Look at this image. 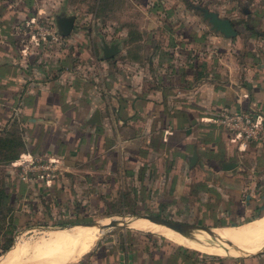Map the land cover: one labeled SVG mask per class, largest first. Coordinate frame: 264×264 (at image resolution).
I'll list each match as a JSON object with an SVG mask.
<instances>
[{
	"label": "crops",
	"instance_id": "0c3cea01",
	"mask_svg": "<svg viewBox=\"0 0 264 264\" xmlns=\"http://www.w3.org/2000/svg\"><path fill=\"white\" fill-rule=\"evenodd\" d=\"M15 4L0 0V132L15 129L20 136L24 148L18 159L41 154L56 162V178L62 176L46 183V195L52 190L60 197L66 190L68 197L80 192L100 201L114 195L111 189L124 194L129 187L171 202L181 197L193 202L189 198L201 181L215 189L264 184V145L241 148L213 123L223 107L264 117V6L256 10L255 36L224 38L202 19V24L182 20L181 29L178 18L153 20L149 35L138 28L113 57L94 58L87 73L40 65L44 43L21 36L28 21ZM94 110L97 124L89 122ZM193 150L196 160L189 167ZM227 162L236 165L221 169ZM249 198L244 194L242 201ZM263 220L264 214L212 229L244 230ZM165 238L200 253L206 251L199 246L214 245ZM112 250L75 264H182L163 245L132 234L123 248ZM74 252L64 251L63 260Z\"/></svg>",
	"mask_w": 264,
	"mask_h": 264
},
{
	"label": "rangeland",
	"instance_id": "374dc122",
	"mask_svg": "<svg viewBox=\"0 0 264 264\" xmlns=\"http://www.w3.org/2000/svg\"><path fill=\"white\" fill-rule=\"evenodd\" d=\"M7 1H15L16 4L22 5L24 8L29 5L26 9L29 14V28L26 25L24 30H21V36L24 39L25 36H31L35 39L33 42L38 43L40 41V43H44L42 52H45V55H41L42 52L38 54L41 56L40 65H52L54 68L56 67L63 70L66 68L70 69V71L82 70L87 73L89 72L88 68L91 69V66L87 65L91 64V62L94 61L93 59H96L99 55V36H102L106 42L118 41L124 48L125 40L129 38V34L135 37L139 33L136 31L138 28L141 30L140 33L145 37L148 32L147 28L152 24L151 22H153V20L160 19L166 21V19L170 20L173 18V20L175 19L176 21L178 18L177 20H184L186 22L189 20V23H191V20L201 23L199 13L191 8L192 5L203 6L209 10L216 11L218 15L229 19L232 24H234L233 27L237 34L245 36L249 34V28L256 26L257 17H259L256 11L259 9L258 6H264V0ZM156 4L160 5L157 7ZM59 13L74 15L71 32L64 38L59 37L55 32L54 16ZM20 17L25 18L22 13ZM180 25L185 26V23L182 21L179 26ZM179 28L181 29L183 26ZM147 34L149 35V32ZM29 48H26L25 51H32V49ZM33 52L37 51L34 50ZM71 53L73 55H71ZM66 54H69L71 57L68 63L66 62L63 64L64 66H60L58 61L59 59H63ZM94 66L96 68L102 67L99 66V64L96 65V62H94ZM3 168V165L0 164V181ZM61 176L62 175L59 173L56 180L58 181ZM14 179L15 182L19 181L17 177H14ZM210 180L211 183L216 181L214 177L210 178ZM45 185L46 184H38L35 186L41 193V196L32 197V194H25L26 197L22 198L15 194L13 198V207L17 211L16 215L19 217V225L21 228L14 234V242L7 250L10 251L21 247L23 249L24 247L25 249L23 250L26 251L25 254L27 256V262L24 263L75 264L87 258L99 257L103 255L104 252L111 251L112 249H119V247L123 248L124 240L126 241L132 234L133 236L136 235L137 237H141L143 240L158 242L165 247L166 251L170 252V255L174 256L177 260L179 259L182 264H264V251L258 252L264 249V246L259 245L260 241L257 239L246 238V245L255 246L254 249H248L247 251L236 250L233 253H226L225 251L222 252L219 250L220 248L218 246L216 247L213 243L214 245L212 247L199 248L207 251L206 253H200L196 250L178 245L159 234L136 230L130 226L132 223L124 224L122 220H120L122 217L147 214L211 227L210 225L217 224L218 218L225 217L223 215L224 210L232 205V199L235 196L233 191L227 192V195L221 184L216 186V189L213 186L216 194H213L212 202L207 204L206 210H196L194 205H191V202L186 205L173 203L168 199L158 197L159 195L155 192L142 193L136 191L135 188H133V190H126L129 187H126L124 194L121 190L115 192L113 196H101L99 202H92L90 198L86 199L84 198L85 196L82 197L81 194H79L80 192H73L71 196L68 197L66 190L59 192V195H62L59 197L60 200H55L51 195V189L48 188L51 190L48 191L49 195L45 194V187H47ZM257 192L258 188L253 187L247 191L244 190L243 193H239L236 197L242 199L244 198V194H249L250 198L259 201L261 198L257 195ZM200 193V191H194L189 199L194 200L196 195ZM74 194L77 196H73ZM230 195H233V197ZM61 200H64V202ZM67 201L68 203H65ZM248 212H246L245 209L240 210L239 213L231 210L229 212V217L226 216L225 218L234 222L233 226H237L243 224L242 221L246 214L256 215L254 210ZM263 214L264 211L262 212V215ZM110 218H116L118 224L107 228H98L99 224L106 223ZM64 221L97 222L90 226L73 225L61 227V229L66 230H70L71 228H83L84 226L86 228L92 227L97 229V234L81 243L73 241V246L71 247L70 245L68 248H65L64 251L76 252L65 261L63 257L60 258L59 255L58 257L62 260L59 259V261H55L53 257H51V259L48 257L45 259L46 261L42 260L45 262H40L39 260L38 262V251L44 252L46 248L51 249L52 238L50 234L54 230L61 229L52 228L41 230L36 227L56 226ZM6 251L4 252L6 253ZM1 255L2 254H0V256Z\"/></svg>",
	"mask_w": 264,
	"mask_h": 264
},
{
	"label": "trees",
	"instance_id": "16d2710c",
	"mask_svg": "<svg viewBox=\"0 0 264 264\" xmlns=\"http://www.w3.org/2000/svg\"><path fill=\"white\" fill-rule=\"evenodd\" d=\"M156 5L158 7V5L160 4H156ZM15 6L19 8L22 14H24L25 20L29 21V18H28L29 14H28V11H26L29 5H27V7L25 8L24 6L22 5L20 6L19 4H15ZM255 35H258V33H256L254 27H252V28H249V34H246L245 36H255ZM28 38L31 41H35V39L31 36ZM35 44H37V42ZM249 145L259 146L256 144H249ZM23 148H24L23 142L21 141L20 136H18L15 133V129L14 130L7 129L6 131L0 132V164L3 165L4 167L2 169L3 173H2V178L0 181V254H4L5 253L4 251L9 249V247L14 242V234L16 233L17 230L21 228V226L19 225V219H18L19 217L16 215L17 211L13 207V198L15 194H17L18 196L22 198L26 197L25 194L26 195L32 194V197L41 196V193L35 188V186L38 184H46L44 182H37V181L36 182H23V181L15 182L14 177H16V174H15L16 169L13 166V163L17 160L19 153L21 150H23ZM255 182L256 180H254L253 183ZM259 187L260 188H258V192H257L258 193L257 195L261 198V200L259 201L253 198H249V200L242 201L243 199L236 197L239 195V193H242L243 190L247 191L248 188L240 189L234 186H229L227 188L224 187V190L227 195H228L227 192L233 191V193H235L234 194L235 196L233 197V195H230L233 197L232 205H230L228 208H225L223 215L225 217L226 216L229 217V212L231 210H233V212L239 213L240 210L245 209L246 212L254 210L256 212V215L246 214L242 221L243 224L260 218L262 216V212L264 211V184H261V186ZM194 188H195V191H200V192L205 193V198L203 197V195H198L194 198L193 202H191L192 203L191 205H194V208L196 210H201V209L206 210L207 204L212 202L211 200L213 199V194H216L214 192L213 187H206L205 182L201 181V183L199 185H195ZM111 190H113V193L115 194L116 191L114 189H111ZM52 197L55 198V200H60L59 197H55L53 195ZM61 201L64 202V200H61ZM92 202H99V201L93 199ZM65 203H68V201ZM173 203H177L180 205H186L189 202H186V200L183 197H181L178 200H175ZM225 217L218 218L217 224H212L210 226L211 227L233 226L234 222H231L229 219ZM69 223H83V222L64 221L60 223L59 225L69 224ZM24 225H27V224H24ZM140 240L144 241L141 237H140Z\"/></svg>",
	"mask_w": 264,
	"mask_h": 264
},
{
	"label": "bare ground",
	"instance_id": "6f19581e",
	"mask_svg": "<svg viewBox=\"0 0 264 264\" xmlns=\"http://www.w3.org/2000/svg\"><path fill=\"white\" fill-rule=\"evenodd\" d=\"M120 220H122L124 224L132 223L130 226L134 229L154 232L156 234L163 235L164 237H168L171 239H176V240L185 242L190 246H194L196 243H214L215 246H218L220 248L219 250H221L222 252L225 251L226 253H233L236 250H246L247 251L248 249L249 250L254 249L255 246L246 245L247 243L246 238L257 239L260 241L259 245L264 246V220L260 222L259 224H253L252 226H249L245 228L244 230H237L236 228L235 229H231V228L211 229L210 232L195 230L193 231V234L190 237H185L173 231L172 229H169L161 224L151 222L145 218L122 217L120 218ZM71 229L70 230L67 229L68 231L66 229L54 230L50 234L52 238L51 249L46 248V250L44 249V252H40L39 250L38 251L39 257L37 261L39 260L40 262H45L46 261L45 259H47L48 257L49 259L53 257L55 261H59V259L62 258V255L64 254L63 253L64 249L68 248L70 245L71 247L73 246L74 244L73 241H79V242L85 241L95 231V228H92V227L86 228L85 226L83 228H74L72 230ZM200 247L201 246H199V248ZM23 249L25 248L23 247ZM23 249L22 247L19 249L15 248L13 250H10L2 254L0 256V264H21V263L27 262L26 261L27 256L25 254L26 251H24ZM42 260H45V261H42Z\"/></svg>",
	"mask_w": 264,
	"mask_h": 264
},
{
	"label": "water",
	"instance_id": "95a60500",
	"mask_svg": "<svg viewBox=\"0 0 264 264\" xmlns=\"http://www.w3.org/2000/svg\"><path fill=\"white\" fill-rule=\"evenodd\" d=\"M191 8H193L195 11L199 13L201 19L209 25V28L213 32H217L221 34L224 38H230L236 35V30L234 29L232 22L225 17L219 16L216 11L209 10L206 7L198 6V5H192ZM73 21H74L73 14H68V15H64L62 13L56 14L54 16L56 34L59 37L67 36L71 32ZM119 45L120 44L118 41L106 42L102 36H99V44H98V50L100 52L99 58L102 60H106V59L113 57L119 51V48H120ZM89 122L96 123V124L99 123V116H98L97 110H94ZM187 160H188L189 167L195 163V160H196L195 150L191 152ZM235 165H236L235 162L222 163L221 169L229 170L235 167ZM129 218H145L151 222L161 224L169 229H172L173 231L185 237H190L193 234V231L195 230L210 232L211 229L213 228V227L204 226V225H197V224H191L187 222L165 219V218H161V217H157L153 215H147V214L132 215ZM96 223L97 222L69 223V224H62V225H56V226H44V227L39 226L36 228L45 230V229L61 228L63 226H73V225L90 226ZM117 224H118V220L116 218H110L106 223L99 224L98 228L99 229L107 228V227H111ZM262 251H264V249L258 252H262ZM247 255H250V254H247Z\"/></svg>",
	"mask_w": 264,
	"mask_h": 264
},
{
	"label": "built area",
	"instance_id": "2783aa9c",
	"mask_svg": "<svg viewBox=\"0 0 264 264\" xmlns=\"http://www.w3.org/2000/svg\"><path fill=\"white\" fill-rule=\"evenodd\" d=\"M213 123L229 132L241 148L249 144L264 145V117L254 110L223 107L213 118ZM13 166L17 179L23 182L48 183L59 171L54 160L41 154L22 157Z\"/></svg>",
	"mask_w": 264,
	"mask_h": 264
},
{
	"label": "flooded vegetation",
	"instance_id": "af4514ba",
	"mask_svg": "<svg viewBox=\"0 0 264 264\" xmlns=\"http://www.w3.org/2000/svg\"><path fill=\"white\" fill-rule=\"evenodd\" d=\"M233 26H234V24H233Z\"/></svg>",
	"mask_w": 264,
	"mask_h": 264
}]
</instances>
